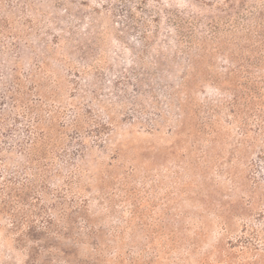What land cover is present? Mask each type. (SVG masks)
Instances as JSON below:
<instances>
[{
  "label": "rangeland",
  "instance_id": "374dc122",
  "mask_svg": "<svg viewBox=\"0 0 264 264\" xmlns=\"http://www.w3.org/2000/svg\"><path fill=\"white\" fill-rule=\"evenodd\" d=\"M0 264H264V0H0Z\"/></svg>",
  "mask_w": 264,
  "mask_h": 264
},
{
  "label": "trees",
  "instance_id": "16d2710c",
  "mask_svg": "<svg viewBox=\"0 0 264 264\" xmlns=\"http://www.w3.org/2000/svg\"><path fill=\"white\" fill-rule=\"evenodd\" d=\"M243 86V85H242ZM243 96H241V98H242ZM238 100H240V97L239 98H237ZM26 148V147H25Z\"/></svg>",
  "mask_w": 264,
  "mask_h": 264
}]
</instances>
